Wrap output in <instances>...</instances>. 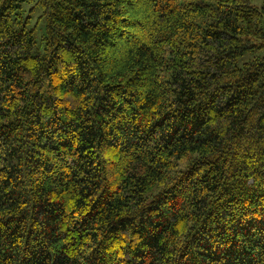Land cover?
<instances>
[{
	"label": "trees",
	"instance_id": "obj_1",
	"mask_svg": "<svg viewBox=\"0 0 264 264\" xmlns=\"http://www.w3.org/2000/svg\"><path fill=\"white\" fill-rule=\"evenodd\" d=\"M0 0V264H264V7Z\"/></svg>",
	"mask_w": 264,
	"mask_h": 264
},
{
	"label": "rangeland",
	"instance_id": "obj_2",
	"mask_svg": "<svg viewBox=\"0 0 264 264\" xmlns=\"http://www.w3.org/2000/svg\"><path fill=\"white\" fill-rule=\"evenodd\" d=\"M37 1L38 0H30L24 4L26 10L25 14L31 17L29 27L36 26L37 29V47L35 48V52L42 50L41 39L45 34L46 28V21L44 17H41V11L37 7ZM251 4L257 7H264V3H260L259 0H257V3L251 2ZM259 53L264 54V50L260 51Z\"/></svg>",
	"mask_w": 264,
	"mask_h": 264
},
{
	"label": "clouds",
	"instance_id": "obj_3",
	"mask_svg": "<svg viewBox=\"0 0 264 264\" xmlns=\"http://www.w3.org/2000/svg\"><path fill=\"white\" fill-rule=\"evenodd\" d=\"M252 3H257V0H251ZM260 3H264V0H259Z\"/></svg>",
	"mask_w": 264,
	"mask_h": 264
}]
</instances>
